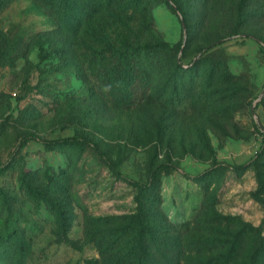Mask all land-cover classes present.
Returning a JSON list of instances; mask_svg holds the SVG:
<instances>
[{
  "label": "rangeland",
  "instance_id": "rangeland-1",
  "mask_svg": "<svg viewBox=\"0 0 264 264\" xmlns=\"http://www.w3.org/2000/svg\"><path fill=\"white\" fill-rule=\"evenodd\" d=\"M145 2L149 11L146 19L137 15L136 34L169 47L149 54L145 76L153 90L130 106H116L113 86L102 100L81 62L74 66L70 52L67 60L50 46L67 49L59 34L54 41L37 40L57 25L38 0H14L0 15V27L12 38L11 53L0 39V159L6 163L0 232L21 228L33 238L28 264H95L107 254L103 231L123 219L109 221L134 212L139 201L155 200L117 177L90 147L47 151L36 141L20 143L26 134H76L99 143L122 175L140 182L160 163H173L176 169L163 172L157 184L161 211L180 225L211 202L222 219L250 222L253 230L235 249L245 256L260 250L263 264L264 0ZM38 41L43 45L28 53ZM174 54L180 75L174 72L166 88L162 81L171 73L163 69ZM145 83L138 75L134 87L145 91ZM258 150L262 154L250 161ZM246 162L245 169H233ZM217 164L224 166L197 178ZM235 224H215L214 231H238Z\"/></svg>",
  "mask_w": 264,
  "mask_h": 264
},
{
  "label": "trees",
  "instance_id": "trees-1",
  "mask_svg": "<svg viewBox=\"0 0 264 264\" xmlns=\"http://www.w3.org/2000/svg\"><path fill=\"white\" fill-rule=\"evenodd\" d=\"M13 1L0 0V15ZM38 2L47 9L57 25L47 30L45 34L38 35L37 40L41 36L49 42L54 41L56 39L54 36L57 34L66 39L67 49L60 46V43L49 44L59 49L67 60L70 52L71 57L74 58L72 61L74 66L78 61L81 62V68L87 78L91 77L92 88L102 95V100L109 97V86L119 91V93L117 91L116 106L136 105L150 98L151 94L148 91L153 90V82L151 77L145 76L151 68L149 54L156 47L169 46L162 44L156 46L148 41H141L136 34L140 24L137 15L141 12L146 19L149 11L148 2L145 0H38ZM0 39L10 48L11 53L12 38L2 27H0ZM220 42L216 40L201 51L204 53ZM41 43L43 42L32 43L28 53L35 44L43 45ZM180 67L174 54L172 65L163 69L166 73L167 71L171 73H168L169 78L162 81L164 87L167 88L172 84L171 75L174 72L179 74ZM138 75L146 80L145 91L136 90L134 87ZM32 141L42 143L47 151L66 145L90 147L117 177L133 184L139 191L154 196L155 200L139 201L134 212L124 217L115 216L109 221L115 223L118 221L113 220L123 219L120 221L121 226L103 231L107 240L104 248L107 254H103L102 260L96 261L95 264H250V261L251 264H259L262 254L260 250L246 255L249 262L245 263L240 259L244 260L247 257L240 250L235 249V246L248 236V232L253 230L250 222L231 215H224L228 219H222L208 207L211 202L204 203L193 221L180 225L172 223L161 211L157 184L163 172L176 169L173 163H160L147 181L140 182L122 175L116 162L90 137L75 134L40 138L26 134L20 143L24 147ZM262 152L258 150L250 161L255 160ZM249 162L235 165L233 169L239 172L249 166ZM5 164L0 159V170L5 168ZM223 166L217 164L208 168L197 178H203ZM230 217L234 219H229ZM235 219H240L238 224L232 223ZM225 222L240 226V229L235 232L214 231L215 224ZM33 247V238L21 228L13 227L7 232H0V264H28Z\"/></svg>",
  "mask_w": 264,
  "mask_h": 264
}]
</instances>
